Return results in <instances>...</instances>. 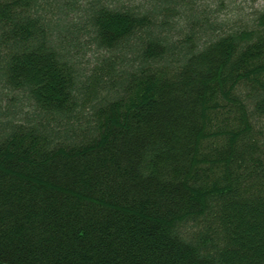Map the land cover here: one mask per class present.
<instances>
[{
	"label": "trees",
	"instance_id": "1",
	"mask_svg": "<svg viewBox=\"0 0 264 264\" xmlns=\"http://www.w3.org/2000/svg\"><path fill=\"white\" fill-rule=\"evenodd\" d=\"M218 3L0 0V264H264V8Z\"/></svg>",
	"mask_w": 264,
	"mask_h": 264
},
{
	"label": "rangeland",
	"instance_id": "2",
	"mask_svg": "<svg viewBox=\"0 0 264 264\" xmlns=\"http://www.w3.org/2000/svg\"><path fill=\"white\" fill-rule=\"evenodd\" d=\"M224 5L222 7H218L220 9V13L223 16L228 15L229 13L235 12H243L244 10H251L254 8H264V0H223ZM217 7V9H218ZM216 9V10H217ZM91 52H94V50L90 51L88 54V57H91Z\"/></svg>",
	"mask_w": 264,
	"mask_h": 264
}]
</instances>
